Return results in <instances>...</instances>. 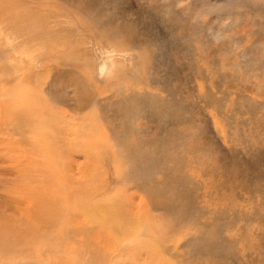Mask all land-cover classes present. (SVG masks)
<instances>
[{
    "label": "rangeland",
    "instance_id": "rangeland-1",
    "mask_svg": "<svg viewBox=\"0 0 264 264\" xmlns=\"http://www.w3.org/2000/svg\"><path fill=\"white\" fill-rule=\"evenodd\" d=\"M0 56V208L25 205L17 187L47 145L75 190L85 178L132 213L138 234L126 252L115 242L113 264H264V0H0ZM42 195V231L0 212V264H49L44 244L25 245L53 231L49 213L78 264H96L79 245L82 207Z\"/></svg>",
    "mask_w": 264,
    "mask_h": 264
},
{
    "label": "bare ground",
    "instance_id": "bare-ground-1",
    "mask_svg": "<svg viewBox=\"0 0 264 264\" xmlns=\"http://www.w3.org/2000/svg\"><path fill=\"white\" fill-rule=\"evenodd\" d=\"M206 11V10H205ZM212 9L208 10L210 13ZM163 12L164 9H163ZM213 14V13H211ZM11 15V14H10ZM9 16V15H8ZM231 18V17H230ZM33 19V18H32ZM35 21V20H34ZM175 24V23H174ZM177 25V24H175ZM222 26V25H221ZM211 27V26H210ZM32 29V28H31ZM223 32V31H222ZM221 35V34H220ZM9 40V39H8ZM7 40V41H8ZM6 41V40H5ZM10 42V41H9ZM8 43V42H7ZM10 45V44H9ZM16 45V44H15ZM18 45V44H17ZM22 45V44H20ZM19 45V46H20ZM13 47V43L12 46ZM10 47V48H11ZM15 47V46H14ZM9 48V49H10ZM16 48V47H15ZM14 48V49H15ZM37 49V48H36ZM6 50V49H5ZM2 52V51H1ZM14 52V51H12ZM17 52V51H16ZM15 52V53H16ZM19 52V51H18ZM6 53L2 52L1 56L5 58ZM9 55V54H7ZM24 55V54H23ZM42 55V53H41ZM0 56V57H1ZM22 58V57H21ZM10 59H14V57H10ZM100 59V58H99ZM10 63V62H9ZM112 61L109 62L108 60H100V63L97 67L96 73L98 74L95 77L97 79L104 78L105 76H108L111 72V69L113 66ZM19 66V65H18ZM38 66V65H36ZM33 67V66H32ZM37 70V69H36ZM105 79V78H104ZM107 79V78H106ZM93 98L91 99L92 103ZM86 107V106H85ZM86 120V119H85ZM124 130V128H123ZM59 131V129H58ZM69 131V130H68ZM115 132V131H114ZM61 133V131H60ZM115 134V133H114ZM59 135V134H58ZM116 136V135H115ZM118 137V136H117ZM69 138V137H68ZM67 138V139H68ZM79 138V137H78ZM77 138V139H78ZM83 138V137H82ZM75 139V138H74ZM119 139V137L117 138ZM73 140V139H72ZM80 140V139H79ZM50 141V146H54L53 154L56 155V142L57 138L47 136L46 142ZM71 141V140H70ZM69 141V142H70ZM75 141V140H74ZM73 141V142H74ZM121 141V140H120ZM165 141V140H164ZM163 141V142H164ZM82 142V141H81ZM133 143V142H131ZM140 143V142H139ZM77 144V143H76ZM123 144V142H122ZM40 146H42V143H39ZM58 146V145H57ZM122 146V145H121ZM124 146V145H123ZM140 146V145H139ZM45 150H49L48 146H42ZM42 147L39 149L38 146H35L34 150L38 149L36 152V155L43 157L42 163H32V165L37 168L35 169L36 177L35 179H32V174L30 172L24 173V178L22 179V188L17 187L20 193L26 195L28 200L23 197V201L25 205H16L12 206L10 208H0V212L3 211H11V210H17L22 212L21 216H26L29 219V223L31 227L33 228V231H42L43 228L41 227L42 223H44L45 215L42 217L41 214L44 213L47 209V204L44 203L43 199V193L45 192H56L57 194L67 195V198L62 200L60 197H57V201H55L56 209L60 212H66L69 211L73 213V215L77 214L78 212V205L82 207V210L85 214L86 222L85 226L82 229V237L79 241V245L84 249V251L90 250L89 258L96 262V264H113V258L110 255L111 253L115 252L113 249L116 248L115 242L119 248L120 251H123L124 246L119 244L123 241L134 239V236H137L138 227H135L133 223V216L132 213L126 212L127 207H123L121 203V200L112 199V200H103V199H95V194L91 193L89 191V187H87L89 184L87 183L86 179L83 178L82 185L85 187V191L83 193L75 190L74 183L75 181L71 177V171L68 169H71L72 165L69 164L66 167L61 164H58L57 157H52L55 160H51L52 162L48 161V163L45 161L46 155L42 153ZM141 147V146H140ZM170 148V147H169ZM89 149V148H88ZM172 149V148H171ZM90 150V149H89ZM134 150V149H133ZM138 150V149H137ZM147 150V149H146ZM101 151V150H100ZM145 151V150H144ZM175 151V150H174ZM50 152V151H49ZM63 152V150H62ZM91 152V151H90ZM137 152V151H136ZM142 152V151H141ZM168 152V151H167ZM86 153L89 152L86 151ZM117 153V152H116ZM133 153V152H132ZM135 153V152H134ZM140 153V152H139ZM49 154V153H48ZM67 155V152L64 153ZM63 154V155H64ZM170 154V153H169ZM73 155V153H71ZM118 155V154H117ZM132 155V154H131ZM135 155V154H134ZM144 155V153L142 154ZM151 155V154H150ZM60 156V155H59ZM120 158L125 159V155L120 154ZM139 156V155H138ZM147 156V155H146ZM96 156L95 158H97ZM50 158V157H49ZM68 158V157H67ZM88 158V157H87ZM94 156L90 157V160L95 159ZM99 158V157H98ZM147 158V157H145ZM156 158V157H155ZM172 158V157H171ZM38 159V158H37ZM85 159V158H84ZM83 159V160H84ZM100 159V158H99ZM48 160V159H47ZM73 160V159H72ZM96 160V159H95ZM101 160V159H100ZM144 160V159H143ZM147 160V159H145ZM151 160V159H150ZM175 160V159H174ZM152 161V160H151ZM50 162V163H49ZM72 162V161H71ZM70 162V163H71ZM74 162V161H73ZM76 162V160H75ZM98 162V160L96 161ZM45 163V165H44ZM143 163V162H142ZM151 163V162H150ZM66 164V163H65ZM64 164V165H65ZM68 164V163H67ZM91 164V163H90ZM94 164V163H93ZM98 164V163H97ZM145 165V164H144ZM147 165V164H146ZM162 165V163H161ZM128 166V165H127ZM173 166V165H172ZM77 167V166H76ZM87 167V165H86ZM90 167V166H89ZM164 167V166H163ZM52 169V170H51ZM91 169V168H90ZM130 169V168H129ZM144 169V168H143ZM152 169V168H151ZM39 170V171H38ZM73 170V169H71ZM87 170V169H86ZM154 170V168H153ZM152 170V171H153ZM6 171V169H5ZM68 173H67V172ZM75 171V170H74ZM93 171V170H92ZM150 171V170H149ZM90 172V170H89ZM168 172V171H167ZM170 172V171H169ZM44 173V174H43ZM74 173V172H73ZM94 173V172H93ZM123 173V172H122ZM128 173V172H127ZM126 173V174H127ZM131 173V172H130ZM133 173V172H132ZM148 173V172H147ZM165 173V172H164ZM81 174V173H80ZM106 174V173H105ZM134 174V173H133ZM150 174V172H149ZM152 174V173H151ZM150 174V175H151ZM88 175V174H86ZM85 175V176H86ZM153 175V174H152ZM81 176V175H80ZM93 176V175H92ZM95 176V174H94ZM137 176V175H136ZM140 176V175H139ZM143 176V175H142ZM102 177V176H101ZM119 177V176H118ZM144 177V176H143ZM150 177V176H149ZM77 178V177H76ZM95 178V177H94ZM129 178V177H128ZM82 179V178H81ZM90 179V178H89ZM164 180V179H163ZM182 180V179H181ZM137 181V180H136ZM152 182V181H151ZM158 183V182H157ZM92 184V183H91ZM98 186V185H97ZM136 186V185H135ZM139 187V186H138ZM152 187V186H151ZM163 187V186H162ZM100 188V187H99ZM156 188V187H154ZM158 188V187H157ZM179 188V187H178ZM139 189V188H138ZM180 189V188H179ZM14 190V189H13ZM11 191V193L13 192ZM103 190V189H102ZM105 190V189H104ZM146 190V189H144ZM98 193L99 189H97ZM116 191V190H115ZM173 192V191H172ZM190 192V191H189ZM158 193V192H157ZM181 193V192H180ZM112 194V193H110ZM113 194L114 191H113ZM148 194V193H147ZM153 194V191H152ZM159 194V193H158ZM162 194V193H161ZM188 194V192H187ZM124 195V194H123ZM150 195V194H149ZM166 195V194H165ZM189 195V194H188ZM99 196V195H97ZM102 196V195H100ZM107 199L109 196L112 195H104ZM104 196H102L104 198ZM134 196V195H133ZM160 196V195H159ZM171 196V195H170ZM150 197V196H149ZM162 197V196H161ZM168 197V196H167ZM166 197V198H167ZM48 198L50 200H53L54 196L48 194ZM77 198V199H74ZM113 198V197H112ZM120 198V197H119ZM156 198V197H155ZM79 199V200H78ZM152 199V198H151ZM159 199V198H158ZM68 201V202H66ZM156 201V200H155ZM160 202V200L158 201ZM183 202V201H182ZM181 203V202H180ZM154 205V203H152ZM156 204V203H155ZM160 204V203H159ZM161 205V204H160ZM159 205V206H160ZM162 206V205H161ZM167 206V205H166ZM181 207V205H180ZM159 208V207H158ZM175 208V207H174ZM34 209L39 210L40 212L35 213ZM167 211V210H166ZM176 213V212H175ZM68 216H70V213H67ZM146 216V215H145ZM46 219L50 220L48 224V228L52 226L53 231L47 232L48 234L43 238V240L33 241L32 239L28 238L25 242V245L29 248L37 245L41 246L44 244L45 248L41 247V254L40 257H43L47 263L49 264H78V258H75L71 256L68 253V249L73 252L72 249L68 248L67 246H64L62 243V240L65 238L63 235L64 228L66 227L67 223L64 224L60 221L59 217L56 214H46ZM138 219V218H137ZM140 219V218H139ZM195 219V218H194ZM152 220V219H151ZM8 221V214L6 215H0V238H5V242H2V239L0 240V253H4L7 248L9 247V241L7 239L8 236H10V233L8 230L5 229V223ZM197 222V221H196ZM202 222V221H201ZM146 225V224H145ZM148 225V224H147ZM141 231V230H140ZM74 235V232H72ZM88 234V235H87ZM87 235V236H86ZM47 237V238H46ZM121 240V241H120ZM123 240V241H122ZM47 243L51 246H47ZM122 244V243H121ZM64 246V247H63ZM100 246V248H99ZM105 247V248H104ZM103 248V249H102ZM109 248L112 250H109ZM67 251H66V250ZM101 249V250H100ZM126 249H124V252ZM131 250V249H130ZM138 250V248H137ZM134 251L138 252V251ZM128 251V250H127ZM55 252L57 255H54ZM87 253V254H88ZM180 264H182L180 262Z\"/></svg>",
    "mask_w": 264,
    "mask_h": 264
}]
</instances>
